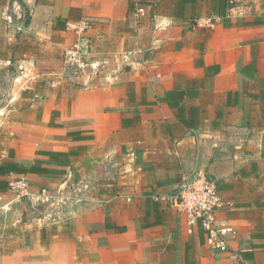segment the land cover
<instances>
[{
	"label": "crops",
	"instance_id": "obj_1",
	"mask_svg": "<svg viewBox=\"0 0 264 264\" xmlns=\"http://www.w3.org/2000/svg\"><path fill=\"white\" fill-rule=\"evenodd\" d=\"M221 2L140 0L136 20L129 0H0V74L17 69L0 163L44 169L0 178L51 197L28 236L1 240L0 264H264V0ZM78 19L91 28L74 72ZM174 88L180 110L160 99ZM199 136L236 231L223 253L154 200L193 172Z\"/></svg>",
	"mask_w": 264,
	"mask_h": 264
},
{
	"label": "built area",
	"instance_id": "obj_2",
	"mask_svg": "<svg viewBox=\"0 0 264 264\" xmlns=\"http://www.w3.org/2000/svg\"><path fill=\"white\" fill-rule=\"evenodd\" d=\"M129 1L133 5L132 15L136 20L145 15L140 0ZM17 28L22 30L21 27ZM90 28L91 22L87 19L69 20L65 23V29L72 33L73 39L64 52L63 59L74 72L81 69L82 56L85 53L83 44ZM190 175H182L174 192L156 195L154 200L164 202L177 214L184 216L186 232H199L206 248L220 253L227 252L230 239L235 237L236 231L232 226L217 219V213L224 207L225 202L219 194L216 181L208 178L202 171L198 172L194 180H190ZM7 187L18 198L26 197L36 204L50 202L51 199L46 188L33 191L27 179L21 176H10L7 179Z\"/></svg>",
	"mask_w": 264,
	"mask_h": 264
},
{
	"label": "rangeland",
	"instance_id": "obj_3",
	"mask_svg": "<svg viewBox=\"0 0 264 264\" xmlns=\"http://www.w3.org/2000/svg\"><path fill=\"white\" fill-rule=\"evenodd\" d=\"M16 71V67L13 66L9 69L8 73L0 74V108L9 110L12 105L9 98L11 93L14 91L13 88L16 87L13 85L12 80V78L16 75ZM2 111L0 110V155L2 151L5 152L8 149L7 141L4 138L7 136L6 126L8 124V120L11 119L10 115L6 114L7 111ZM4 152L2 154H4ZM32 190L37 191L38 189ZM7 203H9V205H15L16 208L12 207L5 209L4 205ZM47 204H49V202L36 204L31 202L26 197L18 198L14 193L7 189L6 195L0 198V242L2 239L6 241H13L18 239V237L23 238L22 236H25V234L29 235L27 230H24V225L29 222L31 217H33V214L38 212L43 213L42 209ZM6 241L0 243V254H5L8 251V247L10 245L6 244Z\"/></svg>",
	"mask_w": 264,
	"mask_h": 264
},
{
	"label": "trees",
	"instance_id": "obj_4",
	"mask_svg": "<svg viewBox=\"0 0 264 264\" xmlns=\"http://www.w3.org/2000/svg\"><path fill=\"white\" fill-rule=\"evenodd\" d=\"M220 0V6L218 10H214L213 12H216L217 14H223V11L220 10L221 7V2ZM21 5L23 6L22 2L19 1ZM224 4V3H223ZM232 3H227L226 4V9H229L231 7ZM260 22V21H259ZM28 23V19H25L23 21V25L26 26ZM185 96V91L182 89H172L169 91H166L163 96L160 97V99L164 102H166L169 107L171 108H176L180 110V104ZM53 115H55L53 113ZM180 116V115H179ZM51 125V124H49ZM9 157H13L12 152L9 153ZM37 171H44V169L36 167L34 165L32 166H23L15 161H10V160H5L0 163V177H6L9 176L10 174H27V173H32V172H37ZM206 174V173H205ZM206 176L210 178L207 174ZM211 179V178H210ZM7 180L4 178H0V192H5L7 191Z\"/></svg>",
	"mask_w": 264,
	"mask_h": 264
},
{
	"label": "water",
	"instance_id": "obj_5",
	"mask_svg": "<svg viewBox=\"0 0 264 264\" xmlns=\"http://www.w3.org/2000/svg\"><path fill=\"white\" fill-rule=\"evenodd\" d=\"M206 148L207 145L205 143L204 137L199 136V152L197 157V163L195 169L190 175V180H194L196 178L198 172L200 171V168L203 166L206 157Z\"/></svg>",
	"mask_w": 264,
	"mask_h": 264
}]
</instances>
